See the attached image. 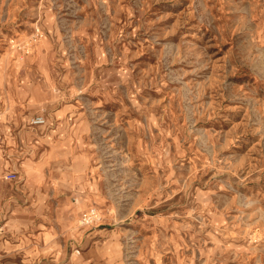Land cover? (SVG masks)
Wrapping results in <instances>:
<instances>
[{
	"label": "rangeland",
	"instance_id": "1",
	"mask_svg": "<svg viewBox=\"0 0 264 264\" xmlns=\"http://www.w3.org/2000/svg\"><path fill=\"white\" fill-rule=\"evenodd\" d=\"M0 264H264V0H0Z\"/></svg>",
	"mask_w": 264,
	"mask_h": 264
},
{
	"label": "built area",
	"instance_id": "2",
	"mask_svg": "<svg viewBox=\"0 0 264 264\" xmlns=\"http://www.w3.org/2000/svg\"><path fill=\"white\" fill-rule=\"evenodd\" d=\"M44 119L42 117H36L33 120L34 125H42L44 124ZM95 216V210H88L84 215H83V222L88 223L92 221L93 217Z\"/></svg>",
	"mask_w": 264,
	"mask_h": 264
}]
</instances>
